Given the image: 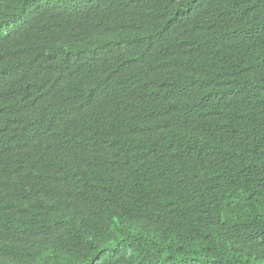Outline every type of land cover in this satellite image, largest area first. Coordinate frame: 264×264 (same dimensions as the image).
Returning a JSON list of instances; mask_svg holds the SVG:
<instances>
[{
  "label": "trees",
  "instance_id": "obj_1",
  "mask_svg": "<svg viewBox=\"0 0 264 264\" xmlns=\"http://www.w3.org/2000/svg\"><path fill=\"white\" fill-rule=\"evenodd\" d=\"M114 1L0 0V264H264V0Z\"/></svg>",
  "mask_w": 264,
  "mask_h": 264
},
{
  "label": "clouds",
  "instance_id": "obj_2",
  "mask_svg": "<svg viewBox=\"0 0 264 264\" xmlns=\"http://www.w3.org/2000/svg\"><path fill=\"white\" fill-rule=\"evenodd\" d=\"M115 2V13L112 17H110V21L115 24V30L119 33L118 39L120 43V47L122 49L125 48V45L128 41L134 37L136 34L142 31L139 20L137 19L134 12L130 11V6L139 8L142 4V0H131L128 2L127 0H116ZM160 53L167 55L166 48L157 49ZM51 74V71H50ZM56 75V74H55ZM102 79H104L102 77ZM42 88V94H44V90L46 87H50L51 77L49 75H45L39 79ZM105 80V79H104ZM89 96L92 99L96 100V106L92 109L91 114L100 120L99 125L94 133V137L97 141L101 143H106V136L109 135L114 139V145L118 141H124V137L118 131L114 120L116 118L122 117L124 115L130 114V101L131 97L128 96L126 103L124 105H116V97H117V89L116 86L105 80V86L98 92H94L92 90H87ZM48 95L50 97V102L48 104H40L39 108H36L33 112V115L37 118H46L53 116L50 112L54 109V103L52 100L53 91L51 89L48 90ZM63 101H57V106H62ZM118 107L122 108V112L117 116L116 109ZM115 147V146H114ZM112 148V147H111ZM114 150V148H112ZM69 155V154H68ZM70 156V155H69ZM53 154L50 155V158L53 159ZM71 157V156H70ZM72 159V158H71Z\"/></svg>",
  "mask_w": 264,
  "mask_h": 264
}]
</instances>
